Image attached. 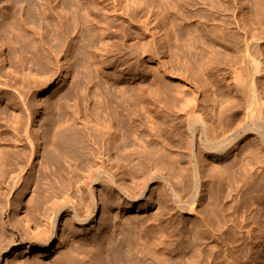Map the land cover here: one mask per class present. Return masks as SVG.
<instances>
[{
    "label": "bare ground",
    "instance_id": "obj_1",
    "mask_svg": "<svg viewBox=\"0 0 264 264\" xmlns=\"http://www.w3.org/2000/svg\"><path fill=\"white\" fill-rule=\"evenodd\" d=\"M182 1L183 5L186 6L191 0ZM256 1L259 3L258 7L261 6V3H264V0ZM239 2L240 0H222L221 10L224 12L225 17L223 19V28L221 29L222 46L219 50V61L222 72H219L218 89L219 91L222 90L221 100L223 98V103L217 115L218 121H215L214 118L212 120V117L209 116L212 110L211 106L215 104L211 89V96L209 95V99H207V109H209L207 110V119H204L198 112H195V109H192L190 113L194 117V127H192L189 133L190 139L187 141L185 138H181L179 141L182 146L184 145L188 148L187 155L190 157L192 165L191 170L189 172L187 170V174H185V178L181 184L182 188H185L188 194V200L186 202L181 201L179 187H177L170 178L177 164V162L174 163L175 160L171 148L172 140L170 139V134H168V136L164 134H162L164 136L161 134L159 135L158 132H155L151 123L149 127L152 128L150 129L153 133L151 131L152 137L148 138L147 136L149 135H146V130L140 127L142 125L143 116L141 117L140 113L137 112L139 109L136 108L137 103L132 97H129L126 93L125 95L122 93L123 95L121 94L119 99H112L113 97H103L100 99L95 95L96 99H100L94 100L96 112H91L92 114H90L89 111H87L88 113L80 112L81 114L78 116L66 109V103L57 101L53 105L47 106L48 125H44L48 127H44L41 134L37 130L33 133L29 130V125H31L30 123L34 119L30 109L31 99L24 97L23 92L18 88V82L14 80V78L3 79L4 83H1L2 72L0 68V213L9 216L17 203L15 199L12 200L7 196H11L12 192L16 190L18 181L22 180L24 189L28 186L30 187L33 182V173L38 163H40L44 175L41 174L42 176H39V179H37L33 189L34 195L28 204L33 205L46 221H44V231L39 234L38 240H36V242L40 244L39 247L41 246L43 249L49 248L53 239L56 237L58 220L63 213L71 214L70 218L72 222L76 224H90L94 219L93 216L98 204L96 198L97 185L101 186V192L106 196L105 209L95 233L90 234L89 231H84L77 237L65 242L63 252H60L53 259L47 261L38 258L33 260L30 264H165L166 261L168 264L171 263L172 251L167 249L168 247L166 248L167 256L160 257L153 253L158 247L151 246L149 243L152 241L158 245L167 244L169 246L171 244L170 241L172 239L173 230L172 217H164L163 215L159 217L161 220H167V224L162 226L166 230L167 235L165 238L159 236L160 239L156 242L149 234L148 227L143 225L142 220H136L135 222L122 220L121 214L117 210L126 209L125 203L128 204L129 202L133 205L144 199L145 193L149 188V183L152 180H160L163 182L166 196L173 199L175 202L174 207L177 210H192L193 205H191V201L196 196L200 180L198 155L194 149L197 137L196 133H199V140L204 143L205 152L213 153L215 155V161H218L220 164L219 167L216 165L213 169L218 173L217 179L220 183L224 206L226 207L227 201L233 199L231 205L233 210L237 213L236 222L239 228L240 242L242 243L243 241L245 235L244 228L248 223H251V227L246 231V236L251 239L254 238V229L256 228L254 224L257 222V218H261L264 222V183L262 182L264 179V155H259L258 149L253 148L255 144L251 145L247 143L241 146L240 142L247 136V133L253 131L257 137L261 138L260 140L264 141V94L258 96L259 93L257 94L256 92L257 95L254 93L256 85L254 89L252 85L250 88L246 86L247 84L242 86V76L239 74L241 72L244 73L242 69L246 70L248 65L246 68H243L240 67L242 66L240 64L238 66L240 71H236L239 69L238 67V69H234L240 61H244V63L249 61V66L253 65L252 61L254 62L257 56H259L257 53V56L254 55V52L253 56H256V58L250 57L253 53H250V51H252L251 47L253 48L251 45L257 39L248 38L246 34L248 29H246L244 33L245 38H241L244 39L243 42L245 44L244 54H242V49L240 47V42H242V40H240L239 33L233 30L234 27L237 29L240 27V23L237 20ZM94 8L95 5L93 4V0H0V31L3 33L7 32L12 36L15 44L13 45H20L21 53H31L35 60L33 62L36 65L41 63L39 66L37 65L36 71L43 74L45 78L41 80V82L38 80L39 82L36 88H44L51 82L55 70L49 74L48 72L50 71V66L52 68V66L59 62V58L57 59L56 55L59 56L60 53L63 52V55L69 56L71 51L76 49L79 53L85 52L83 48L81 50V47L76 44L73 34L75 30L78 29L77 27L81 25V11L84 10V15L89 17V14ZM106 12L108 13V11ZM230 12L231 18L226 17L228 16L227 14L230 15ZM88 17H86V19ZM111 25H113V22H111L110 26ZM103 32L105 33V31ZM101 34L100 37L103 36H101ZM256 42L258 43L259 41ZM1 45L0 43V50L1 47L3 48V45ZM106 45H108V43ZM40 47L46 50L49 54L48 57L40 56ZM107 48L108 47H106V49ZM94 49L96 48L94 47ZM94 52L96 53V50ZM260 58L262 57L260 56ZM263 59L261 60L264 61ZM84 60H81L82 66L85 65L87 67ZM23 63L25 64L24 61ZM60 63L61 62H59V64ZM254 63L257 66L258 62L256 61ZM258 65L260 66L259 63ZM57 66L58 70L62 67V65ZM208 66L210 67V60L208 61ZM256 66L254 67L255 70L259 67L256 68ZM99 67L101 68V66ZM90 68L92 67L90 66ZM250 68L247 71L252 70ZM225 69L230 70L232 78L228 79L229 73H227ZM224 70L226 73H224ZM237 72H239V74ZM252 72H248V74H252ZM262 72L264 73V70ZM256 73L260 75L261 72ZM243 75L246 77L248 76L245 74ZM244 76L242 79H246ZM249 78L248 76L247 79L249 80ZM72 79L70 83L74 82ZM259 79L260 77H258V80ZM75 80L77 81V79ZM262 80L264 81V79ZM243 81H245V84L246 80ZM261 82L262 81H260V83ZM223 83L227 85L225 90L221 89ZM242 87L244 89L242 92H246L245 90L248 87L249 97L247 95L248 107L246 110V117L244 121L239 122V109H236L238 101L236 99L239 92L243 90ZM12 89L15 90V94H11ZM72 89L73 87H71L69 92L72 91ZM127 89L128 88L125 90ZM75 90L77 91V88ZM89 95H92L91 99L95 97L93 94L89 93L88 96ZM78 97H82V95H78ZM83 97L85 96L83 95ZM83 97L82 101L84 99ZM15 98H18L17 101H15ZM10 99H13L12 106L14 109L16 106L20 108V113H15V126H11L7 122V111L6 108L2 106L6 101L11 104V101H9ZM83 106H81L80 109ZM86 106L84 107L86 108ZM69 107L70 106H68V108ZM119 107H121L120 110L118 109ZM89 109L91 110V108ZM148 120H152V115L148 116L147 121ZM247 121H249V123L251 122V124L249 125ZM165 133L167 134L166 130ZM161 136L163 139H160ZM40 138H43L41 145L43 160L41 162L38 161L37 151ZM132 167H137L138 171L132 172ZM162 171L168 172L167 174H169V177L161 174ZM128 180H131L134 186H131L127 182ZM83 202H85V205ZM78 203H83V205L86 206L85 209L83 208V211L79 208ZM166 209L167 211L169 210L167 206ZM247 210H249L248 215L244 214ZM162 214L164 213L162 212ZM4 234L5 233L1 232L0 235V256L2 252H6L10 247V243L3 242ZM142 238H144L145 241H141ZM251 253H254V251Z\"/></svg>",
    "mask_w": 264,
    "mask_h": 264
},
{
    "label": "rangeland",
    "instance_id": "obj_2",
    "mask_svg": "<svg viewBox=\"0 0 264 264\" xmlns=\"http://www.w3.org/2000/svg\"><path fill=\"white\" fill-rule=\"evenodd\" d=\"M256 3V0H240L238 3L239 11L237 14V20L240 23V27L238 29L234 27L233 30L239 33L238 35L242 42L244 39L241 38H245L244 33L246 32V29H248L246 33L248 38L257 39L251 45L253 48L251 47L252 51H250V53H253L250 57L256 58V56L259 55L257 56L259 61L255 58L253 59H255L254 62L257 61L260 66L258 63L256 66L253 61V65L251 66H249V61H246L245 63L244 61H240L234 69L236 70L240 64L242 65L240 67L243 68H246L248 65L246 70L242 69L244 73L241 72L242 74H239V72H237L242 78L244 76L243 74L250 77L249 80L247 79L248 76H244L246 79L241 78L242 86L247 84L246 86L250 88L252 85L254 89L256 85L257 89L255 87L254 93L256 94L257 92V94L259 93L258 96H260L264 94V81L262 80L264 79V73L262 72L264 70V63H261L264 62L261 60L264 58V3H261V6L259 7V3ZM93 4L95 5V8L93 9L94 12L92 10L89 14L90 18L84 15V10L81 11V14L83 15V17L81 15V25L77 27L78 29L75 30L76 33L74 32L73 34L76 44L81 47V50L83 48V51L85 52L79 53L76 49L72 50V55L70 54L69 56L63 55V52L60 53L59 56L56 55V58H59L58 61L61 63L59 64L58 62V64L52 66V68L50 66L51 72L49 71L48 74L52 73L54 70L55 74L53 75L51 82L44 88H36L37 83L45 78L43 74L36 71V68L41 63L37 64V66L33 62L35 60L31 53H21L20 45L17 44L14 46L15 44L12 36L7 32L3 33L0 31V43L3 45V48L1 47L0 50V68L2 72L1 83H4L3 81L7 78H14V80L18 82V88L23 92L24 97L31 99L30 109L34 119L31 121V125H29V130L33 133L37 130L40 134L44 127H48L45 126L47 124L48 107L57 101L66 103V109L78 116L81 113H88L87 111H89L90 114L96 112L94 100H100L103 97L119 99L122 93L124 95L126 93L137 103L136 108L139 109L137 112L140 113L141 117L143 116V121L141 122L142 125L140 127L146 130V135H149L147 136L148 138H151L153 133L151 130L152 128L149 127V124L151 123L155 132H158L159 135L164 134L165 136H168V134H170L173 146H171V148L175 160L174 163L177 162L170 178L172 182L179 187L181 201L186 202L188 200V194L185 188H182L181 184L183 183L185 174H187V170L189 172L192 165L190 157L187 155L188 148L184 145L182 146L179 141L181 138H185L187 141L190 139L189 133L191 132L192 127H194V117L190 113L192 109H195V112H198L200 116L207 119V110H209L207 109V99H209V95L211 96V89L213 93L212 97L215 101H213L215 104L211 106L212 110L209 115L212 117V120L214 118L215 121H218L217 115L219 114V109L223 103V98L221 100L222 90L219 91L218 89L219 72H222L219 61V50L222 46L221 29L223 28V19L225 17L224 12L221 10L222 0H191L186 6L183 5L182 0H93ZM106 11H108V13ZM227 15L228 16L226 17L231 18V12L230 15ZM86 17L88 18L86 19ZM111 22H113V25L110 26ZM103 31H105V33ZM100 34L103 36L100 37ZM256 41L259 42L257 43ZM242 42H240V47L242 49V54H244L245 44ZM107 43L108 45H106ZM104 46L108 47L109 50ZM94 47L96 49H94ZM95 50L96 53L94 52ZM103 50L107 51L104 53ZM39 53L41 57L49 56L46 50H43L42 47H40ZM253 54L256 56H253ZM260 56L262 58H260ZM81 60H84L87 64V67L84 65L86 68L82 66ZM209 60L210 67L208 66ZM74 62L77 63L75 64ZM57 65H62V67L58 70ZM254 65L256 68L258 66L260 68L258 67L259 69L257 68L256 71ZM90 66L92 68H90ZM99 66H101V68ZM249 68L252 70L247 71ZM225 70L229 73L228 79L232 78L230 70ZM225 70L224 73H226ZM236 71H240V68ZM255 71L261 72L260 75ZM248 72H252V74H248ZM74 73L77 74L75 75ZM258 77H260L259 80ZM96 78L99 81H97ZM71 79L77 84L74 82L70 83ZM75 79H77V81ZM243 80H246L245 84V81ZM260 81L263 83H260ZM71 87H73V89L69 92ZM123 87L128 89L125 90ZM221 87V89L225 90L227 85L223 83ZM248 87L245 90L246 92H242L244 91L242 87L243 90L239 92L236 99L238 101L236 109H239V122L244 121V118L246 117L249 97ZM76 88L77 91L75 90ZM84 92L87 95H85ZM12 93L15 94V90L12 89L11 94ZM89 93L93 94V96L97 95V98L100 99H96V96L91 99L92 95L88 96ZM78 95H82V97L83 95L85 96L83 97L84 102L82 101V97H78ZM17 99L18 98H15V101H17ZM9 101H11V104L6 101L2 106H4L7 111V122L11 126H15V113H20V108L16 106L17 109H14L12 106L13 99H10ZM82 104H85L84 106L88 104L87 106L89 107L86 106L85 108ZM80 105L83 106L84 109L83 107L80 109ZM68 106L70 107L68 108ZM89 108H91V110ZM118 109L120 110L121 107ZM149 114L152 115V122L150 120H148L149 122L147 121L148 116H150ZM247 123H249V121H247ZM250 124L251 122L249 125ZM165 130L167 131V134L165 133ZM162 136L160 139H163ZM196 136L194 149L198 155L200 180L196 196L191 201L193 209L190 211L177 210L174 207L175 202L173 199L166 196L163 182L160 180H152L149 183V188L145 193L144 199L133 205L129 202L128 204L124 202L126 209L117 210L121 214V219L132 222L142 220L143 225L148 227V232H150L149 234L152 236L153 240L158 242L160 239L159 236L165 238L167 235L166 230L162 227L167 224V220H161L159 217L161 215L164 217H172L173 230L172 239L170 241L171 244L168 246L167 244L158 245L152 241L149 243L151 246L158 247L153 253L160 257L167 256V249L172 251V261L169 264H264V222L261 218H257V222L254 224L256 226L254 229L255 236L252 239L246 236V231L251 227V223L246 224L244 228L245 235L242 243L240 242V233L236 222L237 213L233 210L231 205L233 199L227 201L226 207L224 206L220 183L217 179L218 173L213 169L214 166L217 165L219 167L220 164L218 161H215V155L213 153L205 152L204 143L199 140V133H196ZM256 137L254 131L249 132L240 142V145L242 146L247 143H250L251 145L255 144L253 148L258 149L259 155L263 156L264 141L260 140L261 138ZM39 140L40 144L38 145L37 151L38 161L41 162L43 160V150L41 148L43 138H40ZM131 170L132 172L138 171L137 167H132ZM42 172L41 165L38 163L35 167L33 182L30 187L28 186L24 189V183L22 180L18 181V187L16 190L12 192L11 196H7L12 200L15 199L17 205L11 211L9 216L0 213V235L1 232L5 233L3 235V242L10 243V247L7 251L2 252L0 256V264H30L33 260L38 258L48 261L56 257L60 252H63L65 242L77 237L84 231H89L90 234H93L98 229L106 204V196L101 192L100 185L96 186V198L98 204L93 216L94 219L91 223L86 225L76 224L72 222L70 218L71 214L63 213L61 217H59L56 237L53 239L52 244L47 249H43L41 246L39 247L40 244H38L36 240H38L37 238L39 237V234L44 231L46 221L42 214H40L33 205H29L28 203L34 195L33 189L37 179H39V176L44 175V172ZM167 173L168 172L162 171L161 174L169 177V174ZM127 182L131 186H134L132 185L133 182L131 180H128ZM262 182L264 183V179ZM83 203L85 205V202ZM83 203H78L81 211L86 207ZM166 206L169 208L168 211ZM162 212L164 214H162ZM248 212L249 210L244 214L248 215ZM141 241H145L144 238H142ZM252 251H254V253H251ZM166 263L168 264L167 261Z\"/></svg>",
    "mask_w": 264,
    "mask_h": 264
}]
</instances>
